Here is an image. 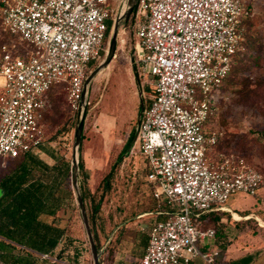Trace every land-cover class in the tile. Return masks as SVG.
<instances>
[{
	"label": "built area",
	"instance_id": "obj_1",
	"mask_svg": "<svg viewBox=\"0 0 264 264\" xmlns=\"http://www.w3.org/2000/svg\"><path fill=\"white\" fill-rule=\"evenodd\" d=\"M116 2L110 7L111 2ZM126 0H1L3 31L26 46H0V158L37 155L47 143L49 92L63 84L72 110L104 59L110 22ZM117 4V7H116ZM251 14L243 0H139L135 64L151 90L134 147L149 170L153 196L169 210L148 230L134 264H217L210 214L239 192L256 196L263 177L236 154L212 157L223 133L219 99Z\"/></svg>",
	"mask_w": 264,
	"mask_h": 264
},
{
	"label": "rangeland",
	"instance_id": "obj_2",
	"mask_svg": "<svg viewBox=\"0 0 264 264\" xmlns=\"http://www.w3.org/2000/svg\"><path fill=\"white\" fill-rule=\"evenodd\" d=\"M243 1L250 4L252 14L247 23L244 41L258 48L254 53L257 60L251 61L243 70H238L231 76L224 97L219 99V115L215 121H209V126L212 127L214 123L223 133L221 152L243 157L247 164L260 172L263 183L256 196L239 192L223 204L234 211V215L239 214L241 219L226 214L221 221L205 224L206 228H213L218 232V264H232L233 260L245 256H252V264H264V87L259 89L263 99L256 100L248 93L255 92L260 84H264V0ZM115 3L112 1L110 7H114ZM136 14L137 6L128 24L120 27L112 64L96 76L88 89L80 155L84 168L79 174V186L85 196L84 203L92 232L103 250L102 264H113L116 256L131 264L140 256L143 237L140 229L136 225H130L128 229H124L125 235L119 236L117 227L121 222L129 224L137 220V215L143 211V199L150 198L154 191V186L148 179L150 172L137 145L126 154L129 148L128 138L131 133L136 132L142 105H147L151 97L146 79L139 74L135 64V57L138 55L135 47L139 42L135 35ZM112 30L111 28L108 44ZM5 43L20 52L27 50L21 42L12 40L0 23V46ZM100 63L93 65L90 73ZM48 100L50 105L46 116V147L64 158L72 167L75 130L82 109L72 110L63 84L49 92ZM216 150L214 148L212 151L215 157ZM120 154L122 156L119 159ZM39 155L44 162L53 164L48 154L39 152ZM16 162L17 160L0 158V181L15 167ZM109 174L107 186L105 178ZM71 188L74 195L73 209L64 213L68 221V232L88 248L79 264H93L75 197L73 178ZM209 217L207 215L205 219L208 220ZM125 237L134 241L136 246L134 244L130 247L125 243L120 245V240ZM124 249L127 250V257ZM57 264L66 263L60 261Z\"/></svg>",
	"mask_w": 264,
	"mask_h": 264
},
{
	"label": "trees",
	"instance_id": "obj_3",
	"mask_svg": "<svg viewBox=\"0 0 264 264\" xmlns=\"http://www.w3.org/2000/svg\"><path fill=\"white\" fill-rule=\"evenodd\" d=\"M251 16L249 15L243 21L245 29ZM112 24L111 21L107 41ZM252 47V43L243 41L242 50L234 58L224 92L227 91V83L234 72L243 70L245 65L257 60L254 53L258 48ZM262 87L264 84H260L255 92L248 91V93L258 100L262 98L259 92ZM147 89L151 93V90ZM148 105L149 102L145 104V107ZM82 139L84 140V137ZM134 140L135 133H131L128 138L129 146ZM50 156L53 160L52 165L47 164L37 155L19 157L15 159L17 160L15 167L0 181L2 192L0 196V264H57L60 261L64 263L65 250L61 249L56 253L60 244L73 249L70 264H79L88 252L86 244L78 242L69 234L68 227H58L54 223L58 212L68 211L70 201L73 202L74 195L71 188L73 174L70 163L64 158L55 152ZM121 156L122 154L119 159ZM83 168L80 158V171ZM110 175L105 178L107 186H109ZM82 197L85 200L83 193ZM223 215L226 213L210 214L207 223L221 221ZM252 259V256H246L233 261L232 264H250Z\"/></svg>",
	"mask_w": 264,
	"mask_h": 264
},
{
	"label": "water",
	"instance_id": "obj_4",
	"mask_svg": "<svg viewBox=\"0 0 264 264\" xmlns=\"http://www.w3.org/2000/svg\"><path fill=\"white\" fill-rule=\"evenodd\" d=\"M138 1L139 0H126L125 6L123 7V9L120 11V13L118 14V16L113 22V26H112L113 30L111 33L106 55L104 59L102 60V62L88 75L85 81L84 91H83L82 100H81L82 112H81L76 130H75V142H74V149H73V156H72L73 187L75 191L77 205L79 207L80 215H81L83 226L85 229V233L87 235V241H88L93 264H102L101 256H102L103 250H101L100 244L96 240L92 232V228L90 226L85 203L82 197L81 188L79 186L80 155H81V147H82V142H83L82 137H83V131H84V125H85V119H86V107L88 105V89L92 81L96 78V76L103 70L107 69L110 66L111 62L113 61L115 57L116 48H117V39H118L120 27L121 25L125 27L128 24L130 16L136 9ZM143 108H144V104L142 105V109L138 117L136 132H135V140L129 146L126 154H129L135 145L136 135L139 130ZM1 195H2V192L0 191V196Z\"/></svg>",
	"mask_w": 264,
	"mask_h": 264
},
{
	"label": "crops",
	"instance_id": "obj_5",
	"mask_svg": "<svg viewBox=\"0 0 264 264\" xmlns=\"http://www.w3.org/2000/svg\"><path fill=\"white\" fill-rule=\"evenodd\" d=\"M47 112L45 113V115L43 117L44 118L43 122H45V123H46ZM40 153L46 154V155L48 154L50 156V154L53 153V151L48 149L46 147V144H45V145H43L41 147ZM216 154H217L216 155V157H217L218 155H225V154H230V153L221 152V149H220V146H219V147H217ZM37 155H39V153ZM38 157L41 159L40 155ZM212 157H215V156L212 155ZM47 164H49V163H47ZM49 165H51V164H49ZM71 169H72V167H71ZM142 206H143V211L139 215H137V220H135V221H133L132 223H129V224H126L125 222H121L118 225V227H117V229L119 230V236H120V234L125 235V232H124L125 230L124 229H128L130 225H136L140 229L139 231H141V233L143 234L142 243L140 244V256L136 257V259L131 264H134L135 262H137L139 259H141L144 256L146 247L148 245V240H149V238H148V230L150 229L151 225L154 224L157 221H162V220L166 219V214L168 213V210H169L165 205L161 206V208L159 207L158 202L156 201V199L153 196V193H152V196L150 198L145 197L143 199ZM69 207H70L69 210L73 209L72 200L70 201ZM64 213L65 212H62V213L58 212V214L56 216V219H55L54 223L58 227H63V228L64 227H68V221H67L66 216L64 215ZM124 240H125V242H124ZM124 240H120V242H121L120 245H124L123 243H125V244H128L131 247L132 245L135 244L134 241H132V240L130 241L127 237H125ZM63 245L64 244H60L59 245V247L56 249V253L59 252L61 249H64L65 250L64 262L66 264H70V261L73 258V249H72V247L66 248L65 245L64 246ZM134 246H136V244ZM123 252H125V254H126L127 250L124 249ZM119 254L120 253H118V255ZM127 256L128 255L126 254V257ZM242 258H244V257L239 258V260L242 259ZM119 259H120L119 256H116V260L114 261L113 264H130V263H128L127 260L121 261ZM121 259H123V258H121ZM237 260L238 259L233 260V261H237ZM192 264H204V263H203L202 260H195ZM217 264H218V259H217ZM250 264H252V262Z\"/></svg>",
	"mask_w": 264,
	"mask_h": 264
},
{
	"label": "bare ground",
	"instance_id": "obj_6",
	"mask_svg": "<svg viewBox=\"0 0 264 264\" xmlns=\"http://www.w3.org/2000/svg\"><path fill=\"white\" fill-rule=\"evenodd\" d=\"M234 217L237 218V219H241V216L239 214H237V213H235Z\"/></svg>",
	"mask_w": 264,
	"mask_h": 264
}]
</instances>
